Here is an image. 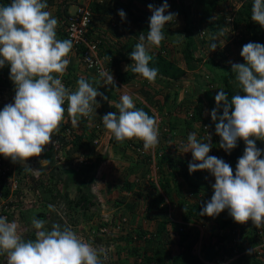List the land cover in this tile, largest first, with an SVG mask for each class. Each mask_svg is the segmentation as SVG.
<instances>
[{"label": "rangeland", "instance_id": "obj_1", "mask_svg": "<svg viewBox=\"0 0 264 264\" xmlns=\"http://www.w3.org/2000/svg\"><path fill=\"white\" fill-rule=\"evenodd\" d=\"M3 1L0 0L1 3ZM197 1L167 0L168 11L178 15L173 22L165 25V39L161 45L148 49L149 55L166 57L184 69V74L176 80L157 77L155 83H147L144 78H137L122 85L114 76L116 64L114 66L109 62L106 54L118 61L120 71L128 70L129 63L123 60L122 54L130 59L127 47L133 50L139 42V35H147L152 15L148 6L160 7L165 0H69L68 11L71 13L76 5L89 8L93 2L114 8L115 14L93 15L92 25L96 31L92 37L99 35V39L100 36L106 39L100 47L103 54L99 58L105 70L112 72L114 83L119 87H102L104 80L100 84L101 78L86 70L79 56L71 50L67 57L70 63L60 77L65 87L75 91L78 80L83 78L93 87L100 84L101 88L98 86L97 90L108 99L98 96L99 105L93 106L91 118L79 117L76 125L71 123V117L65 111L59 131L53 133L52 142L45 146L44 153L27 161L31 168L38 171H28L27 165L14 164L8 159L11 166L9 185L16 188L6 218L8 222L18 224L24 240H31V233L36 231L32 220L37 217L45 219L48 230L54 223L70 226L84 241L94 247L105 248L108 259L104 264H142V260L130 250L144 247V241L148 239L153 240L152 246H160L170 258L179 255L183 247L190 244L199 264H264V246H260L264 245V239L257 238V233L264 235V227L256 228L251 221L245 224L234 222L226 226L224 233H227V238L220 241L217 233L227 209L215 218L205 215L194 220L183 214L181 208V204L189 207L201 202L197 198L199 195H202L201 199L211 200L214 194L212 186L215 178L209 172H189L192 154L181 151L189 133L195 132L201 142H206L207 134H210L212 148L209 156L219 157L232 167L228 154L219 148L220 137L215 134L216 122L211 119V111L216 108L218 91L224 90L220 77L225 73V67L232 63L244 64L240 55L242 47L258 41V27L234 30L228 20L233 19L236 9L245 0H221L214 17H224L228 24L224 29L222 23L224 35H216L219 41H216L217 47L212 51L210 44L214 41L209 39L206 26L202 29L197 24ZM56 6L54 2L53 5L48 4L46 11L54 16ZM127 8L132 12L130 19L134 15L140 19L139 22L121 21L118 11H126ZM182 11H188V23L184 21ZM187 27L193 30L196 43L194 56L202 59L196 63L194 70H187L182 58ZM60 29L58 23L57 39L64 40L61 31L57 32ZM178 35L184 39L177 42L175 36ZM212 61L218 64L217 68ZM9 77L10 65L6 63L0 68V110L14 102L15 85ZM233 89L234 95H244L236 80L233 81ZM124 94L131 95L135 105L146 104L150 111L157 114L159 144L155 149L145 151L142 146L136 148L140 144L138 139L117 142L104 128L103 116L117 111L115 104ZM209 96L212 103L206 98ZM64 107L67 109V103ZM189 113L193 114L192 118H189ZM198 114L200 119H197ZM240 143L242 156L246 145L243 140ZM162 156L166 157V162L160 164ZM85 158L89 166H86ZM261 158H264V153ZM43 159L48 164L41 167L39 161ZM81 159L84 161L81 162ZM35 173L39 174L37 178H34ZM165 179L168 180V194L167 190L160 188ZM125 182L130 189L125 188ZM64 195L66 198H63ZM81 195L93 204L87 209L68 207L66 201H75ZM49 205H53L55 210L49 209ZM159 223L165 224L160 238L155 236ZM141 235L142 238H139ZM231 235L236 239H231ZM134 239L138 242L135 243ZM0 264H7L6 255L0 256Z\"/></svg>", "mask_w": 264, "mask_h": 264}, {"label": "clouds", "instance_id": "obj_2", "mask_svg": "<svg viewBox=\"0 0 264 264\" xmlns=\"http://www.w3.org/2000/svg\"><path fill=\"white\" fill-rule=\"evenodd\" d=\"M47 7V0H12L10 5L0 6V68L6 63L10 65L9 78L15 85L14 102L0 110V156L14 164L27 165L28 171L39 170L31 168L27 161L44 153L53 133L59 131L65 111L76 125L79 117L91 118L93 106L99 105L98 96L108 99L83 78L78 80L75 91L62 83L60 77L70 63L67 57L73 51V44L70 39H57L58 20L45 10ZM148 7L152 12L149 31L147 35H139V42L130 53L133 63L128 68L149 83H155L158 69L149 67L152 56L148 49L161 45L165 25L178 14L168 11L167 0L160 7L151 4ZM251 13V20L264 28V0H253ZM118 15L122 20L126 17L123 10ZM218 35L223 36L224 31L221 29ZM175 37L177 42L184 39ZM212 40L210 48L214 51L219 40L216 36ZM73 53L80 58V53ZM240 55L245 63H232L231 68L244 95L235 94L229 102L227 94L220 90L215 97L216 108L211 111V119L216 122L215 134L220 137L219 148L230 154L239 140L246 145L235 173L223 159L209 156L210 134L206 142H201L195 132L189 133L181 151L192 154L190 173L207 171L215 178L211 200L201 199L202 195L197 197L203 205L201 216L215 218L227 209L236 223L251 221L261 228L264 227V158H261L264 150L257 148L256 141H264V45L249 42L242 47ZM93 73L104 80V86H115L109 71L102 70L100 76ZM115 108L117 111L103 116L102 123L117 142L138 139L145 151L157 147L159 128L152 113L149 116L137 109L128 94L120 97ZM221 108L222 115H218ZM39 163L44 167L48 161L43 159ZM49 209L55 207L49 205ZM45 225V219L34 218L35 239L26 241L15 221L0 217V255H6L7 264H104L107 261L105 248L84 241L70 226L54 223L48 230Z\"/></svg>", "mask_w": 264, "mask_h": 264}, {"label": "trees", "instance_id": "obj_3", "mask_svg": "<svg viewBox=\"0 0 264 264\" xmlns=\"http://www.w3.org/2000/svg\"><path fill=\"white\" fill-rule=\"evenodd\" d=\"M220 1L221 0H198L197 1L198 6H199V9L196 11V14L198 17L197 18V20H198L197 24L202 29H204V27L206 26L207 33L209 34V39L212 38L213 36L218 35V31H220L221 28L223 30V27L226 24H228L227 22L225 23L224 17H218V18L214 17V11L216 10V7ZM53 2H54V0H47L48 4L51 3L53 5ZM130 2H131V0H130ZM68 4H69V0H60V4L59 5L57 4L56 14L53 17L58 20V23H64L66 21L67 16H69ZM252 4H253V0H245L236 9L235 14L233 15V19H228V20L230 22V26L234 30H236L240 27H244L248 30L254 29V27H256V28L258 27L257 28V30H258V41L256 43H260V44L264 45V28H262L259 24L255 23L251 20ZM8 5H10L9 0H4L2 3L0 2V6H8ZM128 8L126 9V11H124L126 14L125 19H123V20L121 19V21L130 22V20H133V22H139L140 19L138 17H135L134 15H133V19H130L132 12L130 11L131 9L129 8L130 9L129 10ZM88 9L93 15H98V16H108V15L115 14L114 8H110V7H107L106 5L98 4L96 2H93L89 6ZM182 13H183L184 21L186 23H188V16H189L188 11H182ZM222 23L224 24L223 27H222ZM224 29H226V27H224ZM185 30H186V41H185V44H184L183 49H182V58H183L185 66H186V69L187 70H194L196 63L201 62L202 59L200 57L194 56V53L196 50V47H195L196 43H195V40L193 38V30L188 28V27ZM59 31H61V33H62L61 29L58 30L57 32H59ZM90 33L91 32H89L87 35H90ZM202 34H205V32L202 31ZM63 36H64V34H63ZM97 39H99V38L97 37ZM105 43H106V39L103 40L102 37H100V42H99V46H98L99 55L103 54V51H102L103 49H100V47L102 48V45H104ZM134 48L135 47L133 46V50H134ZM82 50H83V47H78L77 53H80ZM104 50H106V49H104ZM126 50H127L128 55L130 56V53L133 51L132 48L127 47ZM106 56H107V59H109V62L114 63V66L116 64L115 70H114V76L120 84L126 85V84H129L131 81H134L137 78L142 79V77L140 75L133 73L131 71V68H128V70L123 71V72L120 71V68L118 67V61L117 62L114 61L110 57L109 53L106 54ZM150 56H152V60L149 63V67L158 69V76L157 77H160L162 79L176 80V79H179L185 72L184 69H182L181 67L174 64L173 62H171L166 57H164L160 54H153ZM122 58H123V60H125L126 62L129 63V66L133 63V61L131 59L127 58V55L122 54ZM211 63L215 68L218 67V64L213 63V61ZM110 73H112V72L110 71ZM234 80H235V73H232L231 66H226L225 67V73H223L220 77V82L224 86L223 91L227 94L229 102L231 101V98L234 95V89H233V81ZM94 82H96V80H94ZM101 82H102V79L100 80V84H101ZM146 82L149 83L148 81H146ZM100 84L94 85V88H98V86L101 88ZM118 87L119 86H117L116 84H115V86L109 85L110 89H116ZM144 87H145V85H144ZM206 98L210 99L211 103L213 102V100L210 96L206 97ZM135 106L137 109L144 110L149 116L151 115V111L147 107L148 105L146 106V104L144 105V104L140 103V104H136ZM220 115H222V110L220 112ZM197 119H200V114L197 115ZM138 141L140 142V144L138 143L136 145L137 146L136 148L140 149V147L141 146L143 147V145L141 144L140 140H138ZM256 145H257V148L264 150V141H260V142L256 141ZM242 152H243V150H242V146H241V143L239 140L237 142V147L234 148L230 154L227 153L228 158L232 163L233 174L235 173L236 165H237L238 159L240 158ZM85 161H88V160L85 158ZM164 162H166V157L162 156V158L160 159V164H162ZM89 165H90V163L86 164V166H89ZM125 188L127 190L130 189L128 182H125ZM160 188L167 190L166 193L168 194V180L167 179H165L164 182L160 183ZM8 194H9V190L6 189L5 196H8ZM63 198H66V195H64ZM66 203H67L68 207L73 208V209H87L88 206H91L93 204V202L89 198H87L85 195H81L75 201H66ZM202 206L203 205L200 204V202H198V203L195 202L192 206H189V207L185 206L184 204H181L183 214L188 215L191 219H194V220L201 217L200 211H201ZM184 208L186 209V212H185ZM234 222L235 221L232 219V217L227 212L226 215L223 217V220L219 224L217 236H219L220 241L227 238V233H226V235L224 233L226 226L229 224H232ZM51 227H52V225H50L49 230H51ZM164 230H165V224L159 223L155 236L160 238L162 236ZM34 234H35V232L31 233V235H30L31 240L35 239ZM230 237H231V239L232 238L235 239V237H233L232 235ZM139 238H142V235L139 236ZM145 239L146 238H144V240ZM133 241L135 243L138 242L137 239H134ZM153 243H154L153 240H149V239L145 240L144 241V247H142V248L133 247L130 250V252L133 253V255L136 258H140L142 260V264H199V259L197 256L193 255L192 245H190V244L185 245L183 247V250L179 253V255H177L176 257L170 258L169 256H167V254L164 251L161 250L160 246H155V247L152 246Z\"/></svg>", "mask_w": 264, "mask_h": 264}, {"label": "built area", "instance_id": "obj_4", "mask_svg": "<svg viewBox=\"0 0 264 264\" xmlns=\"http://www.w3.org/2000/svg\"><path fill=\"white\" fill-rule=\"evenodd\" d=\"M54 4H58V0H54ZM68 14L69 16H67L66 21L64 23H59V27L61 28L65 39H70L72 41V49L74 52H77L78 47H83V50L80 52V58L83 66L87 70H91L98 76H100V72L102 70H105V68L99 58L98 53L100 39L98 40L97 36L99 35H95L96 37H92V35L95 34L96 31V29L92 25L93 14L89 11L88 8L80 5H76L74 11L72 13L68 11ZM89 32H91L90 35H87ZM102 84L103 86L105 85L104 81ZM151 113L152 117L156 119L157 114L152 112V110ZM188 116L189 118L192 117V113H189ZM84 118L87 119L88 117ZM97 127L99 128V126ZM55 149L58 151L57 146L55 147ZM83 161L84 159H81V162ZM10 168L11 166L8 159L0 156V217H7L6 211H8V208L12 203L11 196L16 188L14 186L11 188V186L9 185ZM38 176V173L34 174V178H37ZM6 189H8L10 193L8 196H5ZM257 238L264 239V235L257 233ZM260 246L264 245L262 244Z\"/></svg>", "mask_w": 264, "mask_h": 264}]
</instances>
